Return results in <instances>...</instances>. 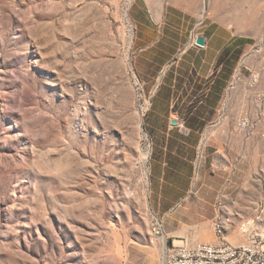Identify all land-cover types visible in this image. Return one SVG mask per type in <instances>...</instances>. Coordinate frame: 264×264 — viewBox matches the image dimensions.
<instances>
[{
	"label": "rangeland",
	"instance_id": "obj_1",
	"mask_svg": "<svg viewBox=\"0 0 264 264\" xmlns=\"http://www.w3.org/2000/svg\"><path fill=\"white\" fill-rule=\"evenodd\" d=\"M196 35L231 60L221 107L264 106V0H0V264H125L136 242L160 246L152 166L178 119L155 104ZM262 129L248 134L264 195ZM189 185L162 198L179 214L173 228L202 219ZM255 228L264 236V215ZM234 234L233 245L248 242Z\"/></svg>",
	"mask_w": 264,
	"mask_h": 264
},
{
	"label": "crops",
	"instance_id": "obj_2",
	"mask_svg": "<svg viewBox=\"0 0 264 264\" xmlns=\"http://www.w3.org/2000/svg\"><path fill=\"white\" fill-rule=\"evenodd\" d=\"M205 39L206 47L190 46L177 56L175 76L168 78L163 88L167 91L159 95L155 104L157 116L178 119L170 120V141L165 148L168 152L160 154L152 166L157 186L154 212L164 221L169 243L175 244L200 243L211 237V228L216 238L213 224L218 218L224 222L223 237L234 238L237 226L264 204V195L254 180L259 159L256 137L237 131L241 116L236 104L226 109L221 107L225 91L224 61L219 62L220 51L212 48L208 37ZM180 62L184 66L179 72ZM166 155H169L168 164L163 161ZM185 180H190L186 194L200 200L194 213L203 216L190 228H173L171 223L179 214L175 207L162 210V198L176 196L178 185ZM136 245L127 250L125 264H162V241L160 246L147 239Z\"/></svg>",
	"mask_w": 264,
	"mask_h": 264
},
{
	"label": "built area",
	"instance_id": "obj_3",
	"mask_svg": "<svg viewBox=\"0 0 264 264\" xmlns=\"http://www.w3.org/2000/svg\"><path fill=\"white\" fill-rule=\"evenodd\" d=\"M195 39L193 37L190 40L189 47L194 46ZM256 82L257 78L253 76L252 84ZM257 127H263L260 137L264 144V106L253 113L243 114L237 123V131L242 134H248ZM257 215H264L262 203L246 226H238L239 232L248 240L247 243L239 245H233L223 237V223L222 231H215L217 235L214 243L190 245L184 241H180L182 244H175L173 241L170 246L165 236L164 221L157 215L152 220L150 232L156 239H166L162 264H264V238L260 237L255 228ZM215 222H219L218 219Z\"/></svg>",
	"mask_w": 264,
	"mask_h": 264
},
{
	"label": "bare ground",
	"instance_id": "obj_4",
	"mask_svg": "<svg viewBox=\"0 0 264 264\" xmlns=\"http://www.w3.org/2000/svg\"><path fill=\"white\" fill-rule=\"evenodd\" d=\"M130 3L131 1H129V4ZM145 135L147 136L146 133ZM151 155H152L151 147H148L146 150L140 151V160L138 164H139V167L143 169V176L141 177V182L145 183L146 185L149 183L150 169H149L148 163H149V159ZM218 221L219 222H214V229L215 231H222V223L224 224V222H222L221 220H218ZM225 223H229V220H225ZM260 237L264 238V236L261 234H260ZM162 249L164 251L166 250V239H162Z\"/></svg>",
	"mask_w": 264,
	"mask_h": 264
},
{
	"label": "trees",
	"instance_id": "obj_5",
	"mask_svg": "<svg viewBox=\"0 0 264 264\" xmlns=\"http://www.w3.org/2000/svg\"><path fill=\"white\" fill-rule=\"evenodd\" d=\"M240 53H241V51L238 50L236 55L239 56ZM238 56H235V57H238ZM221 61H224V68H223L224 74H225L226 70H228L229 71L228 73L230 74L232 72V69H233L231 66H229L230 65L229 63L231 62V60L229 58H228V60H226V59L224 60V55H222L219 62L221 63Z\"/></svg>",
	"mask_w": 264,
	"mask_h": 264
},
{
	"label": "water",
	"instance_id": "obj_6",
	"mask_svg": "<svg viewBox=\"0 0 264 264\" xmlns=\"http://www.w3.org/2000/svg\"><path fill=\"white\" fill-rule=\"evenodd\" d=\"M195 46L200 47V48H204V47H206V39H205V37H203V36H198V37L195 39ZM173 123H175V122H173Z\"/></svg>",
	"mask_w": 264,
	"mask_h": 264
}]
</instances>
